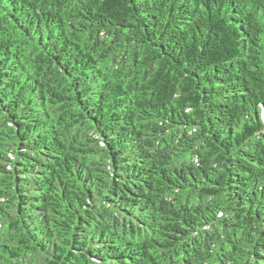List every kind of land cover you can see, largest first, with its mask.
<instances>
[{"label": "trees", "instance_id": "trees-1", "mask_svg": "<svg viewBox=\"0 0 264 264\" xmlns=\"http://www.w3.org/2000/svg\"><path fill=\"white\" fill-rule=\"evenodd\" d=\"M0 264H264V0H0Z\"/></svg>", "mask_w": 264, "mask_h": 264}]
</instances>
